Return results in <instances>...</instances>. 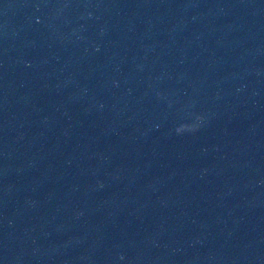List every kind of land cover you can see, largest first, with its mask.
Here are the masks:
<instances>
[{
    "label": "water",
    "instance_id": "water-1",
    "mask_svg": "<svg viewBox=\"0 0 264 264\" xmlns=\"http://www.w3.org/2000/svg\"><path fill=\"white\" fill-rule=\"evenodd\" d=\"M0 238L264 264V0H0Z\"/></svg>",
    "mask_w": 264,
    "mask_h": 264
}]
</instances>
